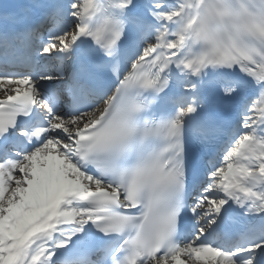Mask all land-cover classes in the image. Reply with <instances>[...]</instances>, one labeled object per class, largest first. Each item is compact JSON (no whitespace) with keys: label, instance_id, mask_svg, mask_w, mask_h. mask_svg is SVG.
Here are the masks:
<instances>
[{"label":"snow or ice","instance_id":"1","mask_svg":"<svg viewBox=\"0 0 264 264\" xmlns=\"http://www.w3.org/2000/svg\"><path fill=\"white\" fill-rule=\"evenodd\" d=\"M0 97V264H264V0H3Z\"/></svg>","mask_w":264,"mask_h":264},{"label":"bare ground","instance_id":"2","mask_svg":"<svg viewBox=\"0 0 264 264\" xmlns=\"http://www.w3.org/2000/svg\"><path fill=\"white\" fill-rule=\"evenodd\" d=\"M3 2V0L2 1H0V3H2ZM0 98H2V97H0Z\"/></svg>","mask_w":264,"mask_h":264}]
</instances>
